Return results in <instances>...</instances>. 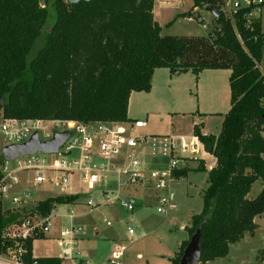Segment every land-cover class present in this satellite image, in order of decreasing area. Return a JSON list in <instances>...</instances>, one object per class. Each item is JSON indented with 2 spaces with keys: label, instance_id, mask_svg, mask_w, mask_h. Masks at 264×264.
<instances>
[{
  "label": "trees",
  "instance_id": "1",
  "mask_svg": "<svg viewBox=\"0 0 264 264\" xmlns=\"http://www.w3.org/2000/svg\"><path fill=\"white\" fill-rule=\"evenodd\" d=\"M154 2L0 0V115L125 122L130 120L131 94L151 90L155 69L196 75L204 69H231V107L220 132L194 129L216 165L208 173L203 209L192 216L187 229L191 238L201 227L200 264H211L227 256L231 244L254 233L255 218L264 215V32L260 18L246 22L251 8L238 10L233 23L222 0H193V6L213 10L212 30L205 35H163ZM38 39L42 47L31 55ZM3 163L2 155L0 169ZM187 171L174 174L180 177ZM259 179L262 190L249 198ZM74 199L49 197L37 209L47 214L54 202ZM21 213L0 201V254L13 245L4 233L24 218L26 213ZM38 237L43 235L23 241V261L62 264L60 257L33 256ZM190 238L181 244L173 264H179ZM256 258V264H264V245Z\"/></svg>",
  "mask_w": 264,
  "mask_h": 264
},
{
  "label": "built area",
  "instance_id": "2",
  "mask_svg": "<svg viewBox=\"0 0 264 264\" xmlns=\"http://www.w3.org/2000/svg\"><path fill=\"white\" fill-rule=\"evenodd\" d=\"M264 0H222V9L233 23L238 10L251 8L244 16L248 24L259 17V5ZM190 18V17H189ZM200 22L205 29L212 27L200 16ZM146 126L144 120L94 121L81 122L77 120L40 119V118H4L0 115V136L4 146L22 144L31 139L36 133L41 142L54 138L56 133L69 132L67 139L59 149L53 153L36 151L24 154L11 161L4 158L1 166L2 179L0 181V201H10L15 207L8 209L20 210L24 218L10 224L4 236L12 240L13 245L6 253L0 254V264H26L23 256L26 252L23 241L29 237L47 235L54 222L61 217L68 216L70 225L60 226L59 236L55 238L62 250V256L75 258L80 254L77 234L81 232L80 225L73 222L77 216L73 212V205L79 203L83 194H58L56 196H74L70 202H54L47 214L39 211L25 212L24 204L28 199L11 194L12 187L19 182L16 175L19 170L34 173L33 183L42 185L53 184L62 191L71 187L72 177L80 174L82 185L86 190H91L97 184L112 183V191L102 189L105 202L88 200L85 206L89 212L101 205L115 204L119 201L122 208L132 211L135 208V198L129 195L128 189L134 186L144 187L152 182L156 189L166 191L167 194L159 195L157 211L168 214L172 195L170 182L175 178L174 172L180 169L182 162L187 159L186 152L195 151L198 138L192 137L191 141L183 136L169 134H146L142 129ZM3 146V147H4ZM153 162L152 168L149 163ZM13 163V168L9 164ZM111 177V179H109ZM87 191L85 193H87ZM110 192L113 195L110 196ZM84 193V194H85ZM54 197V196H53ZM70 206L65 214H58V206ZM107 225L112 222L104 220ZM129 233L135 234L134 228L129 227ZM125 246L113 251L111 264H121Z\"/></svg>",
  "mask_w": 264,
  "mask_h": 264
},
{
  "label": "rangeland",
  "instance_id": "3",
  "mask_svg": "<svg viewBox=\"0 0 264 264\" xmlns=\"http://www.w3.org/2000/svg\"><path fill=\"white\" fill-rule=\"evenodd\" d=\"M192 4L193 0H157L156 16L163 27L161 33L163 35L208 34L210 29L203 27L199 20L200 14L194 13L191 10ZM258 11L264 32V3L259 5ZM189 12L192 14L190 15ZM202 18L204 22L208 23V21H211L210 14L207 11L203 12ZM42 43L41 39L36 41L31 55L36 54L42 47ZM260 65L264 74V55L262 56ZM199 75L194 74L192 71L185 72L181 77L174 76L172 80L161 79L158 81L155 93H147L145 91L135 93L132 96L130 105L131 114L143 118L148 124L147 126L152 129H160L159 127L168 129L174 126L178 130H189L192 116L200 120L199 115H196L194 112L201 108V99L202 103L207 102L206 98L208 97L203 89H199ZM174 80H178L180 84L175 83ZM202 88L205 87L202 86ZM164 99L167 100L168 105L162 109H158V115L155 113L154 116L151 115L148 117L146 109L148 107L151 108L153 105L154 107L151 109L156 110L157 105L153 103L157 101L161 103V100ZM149 100L151 103L148 104ZM223 104V110L221 111H227L231 106L230 97L226 98ZM221 116V114H215L208 117L206 126L210 133L216 134L220 132L223 121ZM144 131L145 129H142V132ZM4 145L2 137L0 136V157L2 156L1 149ZM199 153H201V150ZM13 165V163H10L9 168L12 169ZM149 167L152 168V166ZM16 175L19 178V182L10 191L13 195L28 199V202L24 204L25 212H36L38 211L37 205L41 200L69 192L83 194L81 196V202L83 204L90 199H94L96 202H105L106 199L102 193V189L110 191L114 189L112 183H102L100 185L97 184L94 189L87 191L86 187L82 185L80 174L78 173L72 177L71 187L64 191L50 183L35 185L33 183L34 173L31 171L19 170ZM207 178L208 174L200 170L190 171L187 178L175 177L170 182L168 188L173 193L168 214H161L157 211L159 195L167 194V190L165 192L158 190L152 182H149L144 187L138 185L128 189V192H130L128 194L136 199V206L133 211L124 210L119 204V201L113 205H101L92 212H89L88 208L83 204L80 206L73 205V212L75 214L79 215V212L85 214L81 218L74 217L73 222L75 224L86 223L89 226L95 225L103 236L109 235L107 234V228L114 232L117 230L115 233L116 241H121L126 246L123 263L124 258L126 261H129V264H152L155 258L168 261V258L179 248L180 240L183 237H188L187 240L190 238L189 232H187L185 227L190 226L192 216L200 213L203 209V194L207 187ZM262 188L263 182L259 179L253 184L248 197L254 198ZM86 191L87 193H85ZM112 195L113 192H110V196ZM3 205L4 207H11L13 204L10 201H6ZM12 207L18 208L17 206ZM69 207L65 205L58 206V214H65ZM140 216H143L142 220L139 219ZM104 218L112 221L113 226H106L102 222ZM62 223L70 225L69 217L65 216ZM256 223L257 227L254 233H247L240 241L231 244L228 255L216 258L212 264H256L258 262L256 258L258 251L264 245V215L257 216ZM59 224L60 221L56 220L53 227L56 228ZM129 227L134 228L136 233L131 235L128 230ZM55 234L57 233L52 230L47 235L34 239V253L36 255L52 254L61 256L62 250L58 246L57 241L53 239ZM163 246L167 250L163 251ZM161 252H163L162 256H159ZM66 259L68 260V258L64 260L67 261ZM170 260L171 264H173L172 258ZM159 262L163 263L162 261ZM106 264H111V262Z\"/></svg>",
  "mask_w": 264,
  "mask_h": 264
},
{
  "label": "crops",
  "instance_id": "4",
  "mask_svg": "<svg viewBox=\"0 0 264 264\" xmlns=\"http://www.w3.org/2000/svg\"><path fill=\"white\" fill-rule=\"evenodd\" d=\"M156 6H157V0H155V2H154V17L157 20ZM191 10H193L194 13L200 14L201 17H202L203 12L207 11L210 14V18H211L210 19L211 21H208V24H210V25L212 24V21H213L212 20V13L209 12L206 8L195 7L192 4ZM191 12H189L190 15L192 14ZM184 14H186V13H184ZM160 25H161V23H160ZM260 68H261V65H260ZM188 72H190V70L187 71V73ZM231 73H232L231 69H204L200 72V75L198 76L199 89H203L204 93L206 95H208V97L206 98L207 102L205 101L202 103V99H201V108L199 110H197L196 112H194V113H196V115H199L200 120L196 119L195 116H192L189 130H187V131L178 130L174 126H171L168 129H166L165 127H162V128L159 127L161 130L160 129H152V128L148 127L147 126L148 124L146 123V126L143 128V130L145 129L144 132L146 134L173 133L177 136L185 137L187 139V141H191L192 137H195L194 129L196 126H198L200 128V130L203 134H210V131L206 126L207 121H208L207 120L208 117L210 115L221 114L222 115L221 117L224 120V115L230 109L229 108L227 111H221V110H223L222 107L224 106L223 103L225 102L226 98L230 97V102H231V88H230V75H231ZM183 74H185V72L180 73V74L172 73L169 68H165V67L155 69L154 74H153V78H152V87H151V90L148 91L147 93H155L156 87H157V82L160 81L161 79L172 80L174 76L175 77H181V75H183ZM176 79H181V78H176ZM174 81H175V83L180 84V82H178V80H174ZM202 86H204L205 88H202ZM135 93H137V92H133L131 94V97H130L128 117L130 118V120H138V119L143 120V118H140L136 115H132L130 112V105H131L132 96ZM149 95H151V94H149ZM149 103H151L150 100L148 101V104ZM153 104L157 105V108H156V110L151 109L154 107L153 105L151 106V108L148 107V109H146V114L148 117H150L151 115L154 116L155 113L158 115L159 114L158 109H162L168 105L166 99L161 100V103L157 101V102H154ZM222 123H223V121H222ZM263 133H264V131H263ZM216 134H218V133H216ZM197 141L198 142H197L196 150L192 151L189 149L186 152L185 155H187V159L184 162H182L180 169L177 170L178 172H183L185 170L186 171L188 170L187 174L184 176H180V177L175 176L176 178H183V177L187 178L190 171L200 170L198 168L201 166L204 168V170H200V171H205L208 174L209 171L216 165V158L211 153H209L205 150L203 143L199 139ZM200 146H201V148H200ZM200 150H201V153H199ZM149 165L153 166V162L149 163ZM207 181H208V178H207ZM207 185H208V183H207ZM169 192L173 197V193H172L171 189ZM135 202H136V199H135ZM81 204H83V203L80 200L79 203H76L74 205L80 206ZM83 205H85V203ZM135 206H136V203H135ZM84 215L85 214H83L82 212H79V215L77 214L76 218L77 217L78 218L84 217ZM63 219H64V217H61L60 219H58V221H60V224L57 225L56 228L52 227L50 230V232L53 230L57 233V234H55V236H53L54 240L56 237L59 236L60 226H61ZM139 219L142 220L143 216H140ZM81 220H83V219H81ZM104 220H108V219L104 218L102 221L106 226H108V227L113 226L112 221H111L112 222L111 225H107ZM131 220H133V218H131ZM255 220H256V218H255ZM78 225L81 226L82 230L80 233L77 234L78 248L80 251V254L77 257L68 258V257H63L62 255L61 256H55L52 254L36 255L34 253V250H33V256L34 257H54V256L60 257V258H62V264H106V263L110 262V260L112 258L113 251L116 248H120L123 245L125 246V244L123 242H121V241L117 242L116 241L117 239H116L115 233L117 232V230H116V232H114L111 229L107 228V234H109V235L103 236V234L98 231V227H96L95 225L89 226V224H86V223H83V224L79 223ZM185 229L188 232L187 226L185 227ZM131 235H133V234H131ZM187 238L183 237L180 240L179 245H178L179 248L181 247V244L185 240H187ZM33 243H34V241H33ZM179 248L175 251V253L171 257L168 258V261H166L165 259L155 258L154 262L152 264H171L170 259L175 257L177 252H179ZM162 250L165 251L167 249L165 246H163ZM125 251H126V246H125V250H124V253H123V256L121 259V264H129V261H126L125 258H124V263H123V257H125V254H126ZM162 253L163 252H161L159 254V256H162ZM65 258H68V260L66 259L67 261H65L64 260ZM159 261H162L163 263H160ZM212 262H211V264H212ZM146 264H150V263H146Z\"/></svg>",
  "mask_w": 264,
  "mask_h": 264
},
{
  "label": "water",
  "instance_id": "5",
  "mask_svg": "<svg viewBox=\"0 0 264 264\" xmlns=\"http://www.w3.org/2000/svg\"><path fill=\"white\" fill-rule=\"evenodd\" d=\"M82 0H66L68 4H75ZM90 1V0H83ZM213 14V10L209 7L206 8ZM217 17L218 15L215 14ZM69 132L56 133L54 138L47 142H41L38 139V135L35 133L30 140L22 144H13L4 146L1 149V153L7 161H11L16 157L24 154H31L36 151H42L45 153L56 152L62 143L67 139ZM201 227L199 226L194 234L191 236L189 243L184 249L183 255L180 259L179 264H200L201 258Z\"/></svg>",
  "mask_w": 264,
  "mask_h": 264
}]
</instances>
